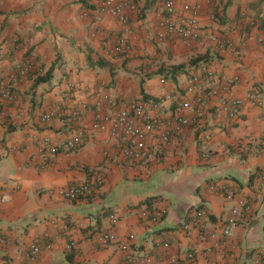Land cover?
<instances>
[{
    "label": "crops",
    "instance_id": "1",
    "mask_svg": "<svg viewBox=\"0 0 264 264\" xmlns=\"http://www.w3.org/2000/svg\"><path fill=\"white\" fill-rule=\"evenodd\" d=\"M96 1L0 0V85L15 71L17 59L33 58L29 74L10 81L17 99L0 98L5 103L0 116V237L8 240L0 242V264L22 261L35 241L43 247L35 264H137L117 244L97 239L112 212L119 216L115 230L120 236L135 233V257L149 254L163 264L172 256L184 261L188 250L197 249V264H264V182L257 180L264 167V0H177L180 10L201 4V38L189 43L157 38L161 0H134L137 9L128 10L126 25L100 12ZM212 33L234 42L240 53L219 49L209 39ZM122 35L126 51L109 53ZM207 65L220 79L235 81L241 96L257 89L263 104L247 102L233 128H221L210 117L212 138L205 145L192 128L167 143L153 140L144 159L132 162L107 132L96 131L83 146L57 154L43 144L48 135L56 141L67 137L66 118L41 119L53 103L67 108L88 103L85 122L90 123L99 82L107 80L124 103L166 98L173 110L171 97L184 94L188 77ZM46 75L49 80L35 83ZM70 83L96 91L74 90L67 100ZM204 150L209 158L203 157ZM96 172L105 182L94 196L71 201L55 192ZM213 183L216 190L209 188ZM259 183L263 190L253 211L244 214L231 236L210 238L221 234L233 204L223 188L249 196ZM201 204L210 211L204 227L184 231L183 224ZM147 205L165 209L164 217L145 219L141 211ZM164 241L171 246L164 248Z\"/></svg>",
    "mask_w": 264,
    "mask_h": 264
},
{
    "label": "built area",
    "instance_id": "2",
    "mask_svg": "<svg viewBox=\"0 0 264 264\" xmlns=\"http://www.w3.org/2000/svg\"><path fill=\"white\" fill-rule=\"evenodd\" d=\"M96 3L100 12L115 16L125 25L129 22L128 10L137 9L134 0H97ZM157 11L156 35L159 40L178 38L189 43L201 38V4H187L183 10H180L177 0H161V7ZM126 38L125 35L120 36L116 44L108 48V52L114 55L125 52L127 49ZM209 39L221 50L233 49L240 53L234 42L217 33L210 34ZM14 40L18 41V38ZM15 64L16 69L10 73L9 80L0 85V98L3 100L15 101L17 99V94L10 81L27 76L32 69L33 58L17 59ZM234 82L220 79L212 66H204L202 73L192 74L188 77L184 86V94L171 97L176 102L173 110L167 105L166 98L152 100L139 98L124 103L112 91V86L107 80L99 82L101 89L98 91L95 88L87 91V88L80 83H70L69 92L65 95L67 100L72 99L74 90L83 89L89 94H93L95 91L98 93L94 103L96 105L95 116L90 123L85 122V111L89 107L86 102H82L79 107L70 108L53 103L45 109L41 119L43 122L49 123L56 118H66L67 137L64 140L56 141L48 135L44 137L43 144L48 147L50 153L57 154L64 150H73L83 146L96 131L107 132L118 142L121 155L132 162H140L144 159L153 140L158 139L161 143H167L173 138L184 135L192 128L199 130L198 139L201 144L205 145L212 138L211 130L208 128L210 117H213L215 123L221 128H233L241 121L243 107L247 102L259 106L263 104L257 89H250L245 96H241L236 91ZM4 104L0 100V116L5 115ZM202 155L209 158L211 154L204 150ZM257 180L264 182V167L259 170ZM104 182L105 176L96 172L86 180L74 181L68 186L57 188L55 192L62 198L76 201L94 196ZM209 188L216 190L218 186L213 183ZM262 188L263 185L260 183L255 185L253 193L248 196L234 188L224 187L223 194L226 201L233 204L229 215L224 220L221 234L212 233L210 238L223 237L224 240H227L238 227L244 214L253 211L254 203L262 193ZM149 207L147 205L141 211V215L145 219L157 222L164 217L165 209ZM209 215L210 211L206 206H197L192 212L191 219L183 224V230L203 228ZM108 221L106 226L97 230L96 235L100 243L117 244L126 252L128 261H135L137 264H156L153 256L149 254L135 257L131 253V245L135 241L136 235L129 233L126 236H120L116 232L115 226L119 221L116 212L109 214ZM7 241L5 237H0L1 243ZM50 245L51 243L48 246L50 247ZM162 246L169 248L171 243L164 241ZM208 250L211 251L212 246H208ZM42 251L43 247L40 242L35 241L25 252L22 261H14L11 264H35ZM197 261V249H190L187 251L184 261L177 256H172L167 258L163 264H197ZM210 264H218V262L212 261ZM224 264H232V262L227 260Z\"/></svg>",
    "mask_w": 264,
    "mask_h": 264
},
{
    "label": "trees",
    "instance_id": "3",
    "mask_svg": "<svg viewBox=\"0 0 264 264\" xmlns=\"http://www.w3.org/2000/svg\"><path fill=\"white\" fill-rule=\"evenodd\" d=\"M183 65H181V66H178V69H181V67H182ZM175 69V68H174ZM177 71L178 70H176V72L175 73H177ZM49 78H50V76L49 75H46V76H40V77H38V78H36V81H35V83L36 84H39V83H42V82H44V81H47V80H49ZM198 206H204L203 204H201V205H198Z\"/></svg>",
    "mask_w": 264,
    "mask_h": 264
}]
</instances>
